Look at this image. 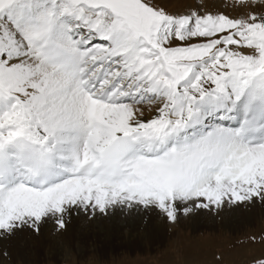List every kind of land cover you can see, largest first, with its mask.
<instances>
[{
    "label": "snow or ice",
    "instance_id": "6c2138e0",
    "mask_svg": "<svg viewBox=\"0 0 264 264\" xmlns=\"http://www.w3.org/2000/svg\"><path fill=\"white\" fill-rule=\"evenodd\" d=\"M230 7L0 0V236L264 203V0Z\"/></svg>",
    "mask_w": 264,
    "mask_h": 264
},
{
    "label": "rangeland",
    "instance_id": "374dc122",
    "mask_svg": "<svg viewBox=\"0 0 264 264\" xmlns=\"http://www.w3.org/2000/svg\"><path fill=\"white\" fill-rule=\"evenodd\" d=\"M159 2L170 11L189 6L232 11V0ZM261 257L264 203L182 217L176 224L152 209L95 218L81 213L64 231L50 222L39 235L25 229L0 236V264H255Z\"/></svg>",
    "mask_w": 264,
    "mask_h": 264
},
{
    "label": "bare ground",
    "instance_id": "6f19581e",
    "mask_svg": "<svg viewBox=\"0 0 264 264\" xmlns=\"http://www.w3.org/2000/svg\"><path fill=\"white\" fill-rule=\"evenodd\" d=\"M82 218H83V217H82ZM82 218H81V219H82ZM29 237H30V236H29ZM38 254H39V253H38Z\"/></svg>",
    "mask_w": 264,
    "mask_h": 264
}]
</instances>
